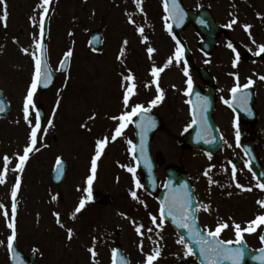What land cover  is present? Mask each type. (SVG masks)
<instances>
[{"label":"flooded vegetation","instance_id":"obj_1","mask_svg":"<svg viewBox=\"0 0 264 264\" xmlns=\"http://www.w3.org/2000/svg\"><path fill=\"white\" fill-rule=\"evenodd\" d=\"M5 1L8 20L10 4L8 0ZM197 8L208 11L219 27L212 54L207 56L199 52V68L207 70L204 79L196 72L194 63L183 54L184 46L190 47L189 39L184 34L187 27H183L179 42L170 30L164 33L166 45H162L159 62L155 49L154 60L149 61L144 73L133 70L128 73L124 68L119 97L114 103L111 102L102 108V118L106 119V124L101 122L96 131L93 127L96 125L95 118L100 105L92 104L88 97L90 109L87 129H78L81 134H87V153L83 166L68 171L65 161L61 183L54 185L49 174L44 183L39 185L45 192L37 194H19L21 187L15 189L16 179L10 178L9 198L5 208L0 206V264H147V257L153 255L156 250L159 255L154 258L152 264H190L188 257H179L177 254L174 257L171 254L173 241L186 251L187 246L184 242L180 243L181 239L160 219L157 199L142 187V178L135 168L133 122L138 117L143 118V132L150 137L149 148L153 161L158 156V189L165 183L167 166L175 165L183 171L182 165L167 163L162 153L159 150L154 151L153 148L159 134H163V137L172 136L168 122L174 120L173 115L183 116L184 129L178 132L176 139L189 127L191 88L188 80L191 79V71L198 91L202 95L208 94L207 91L212 94L215 102L214 118L224 134L227 131L226 121H234L240 125L241 129L237 131L240 137L247 141L251 134L257 133L259 136L260 131H264V80L260 79L264 76V52L256 55L260 46L264 45V0H198ZM233 20L236 23H232ZM246 25L251 27L246 30ZM203 38L204 34L198 36V42ZM229 44L232 45L231 48ZM177 48L181 49L179 60L176 59ZM169 60L172 61L171 64L168 63ZM153 68L163 71L154 77ZM128 76H131V80L127 83ZM250 79L253 84L244 88ZM237 84L240 85V91L234 95L231 89ZM158 87L160 91H157ZM51 92L52 90H49L46 94ZM126 93L129 95L127 105L124 103ZM161 93L162 99L153 105L151 102ZM231 99L240 111L252 108L257 116L253 124L241 122L237 118L233 109L227 105ZM136 105H141L143 110L132 116L128 122L119 119L123 115L131 114ZM164 113L170 115H163ZM167 116H170L169 120L166 119ZM44 122H48L46 117ZM155 122H159L161 129L151 133ZM121 123H124V128L121 134L116 136L115 130ZM44 130L47 131L48 128ZM104 130L107 132L105 134L108 147L112 146L123 157L121 161L114 158L112 162H104L105 157L101 153L93 176L91 162L97 154V141L105 138L97 139L94 144L89 142L93 140V134H100ZM129 168L134 169V172H130ZM69 174L71 180L66 183ZM89 177H92L91 184ZM189 180L197 203L198 224L204 231L215 232L218 226L226 224V220L217 211L203 208L198 194V182L204 180H194L190 177ZM14 189L18 193L15 198L16 214L13 218ZM132 192H136L135 199L131 195ZM81 201H84V207L77 213L76 208L80 206ZM10 223L14 224L16 232L11 251L7 247L8 237L12 235V229L8 227ZM69 230L72 233L71 239Z\"/></svg>","mask_w":264,"mask_h":264},{"label":"rangeland","instance_id":"obj_2","mask_svg":"<svg viewBox=\"0 0 264 264\" xmlns=\"http://www.w3.org/2000/svg\"><path fill=\"white\" fill-rule=\"evenodd\" d=\"M156 2L50 0L47 5L48 12L44 13L40 7L43 0H8L10 16L6 22L7 26L0 27V90L10 106V116L0 120V175H11L16 181L19 179V194L24 196L41 193L43 190L39 185L49 177L53 163L59 158L67 161L68 171L83 166L87 153V134H81L78 129H87L90 109L88 99L92 100V104L100 105L95 118L96 125L93 127L96 131L101 122L106 124V119L102 118V108L111 102L114 103L119 97L118 86L121 78L124 79V68L128 73L132 70L144 73L147 64L143 50L156 49L158 56L162 54L161 25L164 29V15ZM182 2L184 6L192 9L198 5V0ZM42 15L49 19L46 46L50 67L55 71L62 55L68 52L72 53L71 65L67 75L57 78L51 93L41 95L34 91L33 105L29 106L26 121L23 107L35 74L33 56L36 57L37 54ZM0 25H3L2 21ZM141 28L143 34L139 31ZM92 31H100L102 35V45L97 52H92L87 46ZM194 33V29L188 26L184 34L189 39L195 62L198 51ZM143 39L147 40L146 43H142ZM24 49H27V53ZM128 79L127 83L130 82L131 76H128ZM38 105L44 108L49 121L46 122V127L41 125L37 129L34 116ZM165 114L170 115H163ZM173 117L174 120L168 122L172 136L163 137V134H159L153 150H159L167 163L182 165L192 179L204 180L198 182L199 199L205 210L218 211L226 220L228 227L219 234L222 240L236 243L238 237L237 231L234 230L235 225L239 224V239H243L254 250L259 248L263 223L253 226L254 230L251 232L247 229L253 220L264 216V206L260 203L264 201V189L258 186V182L247 171L241 154L231 148L233 141L227 121L226 125L224 124L227 130L226 146L220 154L210 157L200 152L181 151L176 146L175 136L184 129L183 116L177 114ZM166 119L169 120L170 116ZM44 128H48L46 133ZM33 129L36 130V144L23 164V169L19 171V156L23 154L25 147L30 145ZM105 133L106 130L93 134V140L89 143L94 144L97 139L106 138ZM262 134L258 155L264 167V131ZM52 136L57 140L48 147L46 141ZM101 153L105 157L104 162H112L114 158L121 161L123 157L115 148L108 147V144ZM4 157H8L7 165L4 163ZM70 180L69 174L65 182ZM9 184H0V206L4 208L9 197ZM237 184L243 187H237ZM171 254L174 257L176 254L179 257H188L190 264H193L188 251L175 241L171 245Z\"/></svg>","mask_w":264,"mask_h":264},{"label":"water","instance_id":"obj_3","mask_svg":"<svg viewBox=\"0 0 264 264\" xmlns=\"http://www.w3.org/2000/svg\"><path fill=\"white\" fill-rule=\"evenodd\" d=\"M167 13L172 22L173 31L177 33L179 29V27L177 26V20L180 18L179 13L176 8L174 10L171 6H168ZM186 17L196 27V30L198 32H201V27H199L200 24L198 20L200 17H202L201 13H199L198 15L189 13L186 14ZM211 25L212 21L207 19L204 26L210 27ZM46 29L47 24L45 22L44 34L43 37H41L40 42L42 48H40L39 50V58L42 60V71L39 83L37 85L38 89L42 92L47 90L53 84L55 79L54 75L49 70L46 59L45 47L43 42L46 34ZM100 45V33L97 31L91 33L89 46L93 50H97ZM68 66L69 57L66 56L61 62L58 72H66L68 70ZM212 110V102H203L195 94L192 95L191 113L193 122L190 132L186 134L179 143L182 148L202 149L208 153H215L221 149L222 143L219 136L217 135L214 123L212 121ZM37 114H39V120L41 121L43 118L42 110L38 109L36 115ZM8 115L9 108L5 100L0 95V118H6ZM53 141L54 139H51L48 143L50 144ZM241 148L248 158L249 168L253 176L257 178L262 184H264V172L256 159L253 147L244 144L241 145ZM150 161L151 160L149 157L147 142L146 139L142 137V150L137 153V162L143 177V186L149 193H153L154 195L156 194L160 203L161 217L168 221L172 228L178 233V235L185 240L198 264H213V262L214 264H264V232L261 238L262 249L257 252L250 251L246 246H244L242 242H240V246L234 247L227 243L224 244V248L229 250V254L227 256L218 255L211 251H209L206 255L202 254V245L199 243V241L201 239L205 241H212L213 237H210L209 235L204 233L196 232L194 230V228L196 227L195 214H192V212H190V215H188L187 213H184L182 215V213L180 214L179 210H177V203L179 200H184V202L186 203V209L188 208L187 201H189V204H193L191 188L188 190V192L186 189L180 193H176V191H173V186L180 184L179 179L186 180V176L178 173L175 169H168L167 173L169 181L166 183L164 189L161 192L156 193L153 190V183L155 181L156 175ZM54 173H56L54 177L57 175L56 179L59 180L62 177L63 165L57 164ZM185 185L189 186L188 182H186ZM169 208L172 209L171 212H169ZM162 209L163 212L161 211ZM237 252L242 253V255H237Z\"/></svg>","mask_w":264,"mask_h":264},{"label":"snow or ice","instance_id":"obj_4","mask_svg":"<svg viewBox=\"0 0 264 264\" xmlns=\"http://www.w3.org/2000/svg\"><path fill=\"white\" fill-rule=\"evenodd\" d=\"M0 2L4 3V13L2 16H0V21H3L4 22V26L6 27L7 26V9H6V2H4V0H0ZM50 0H43V3L41 4V8L43 9V12L44 13H47L48 12V7L47 5L49 4ZM166 10H167V5H166ZM232 23H236L235 20L232 21ZM170 27V26H169ZM229 27H231V25H229ZM251 26L249 25H246L245 26V29L247 30L248 28H250ZM139 31L141 32V34H143V28L139 29ZM43 34H44V17L43 15L41 16V19H40V35L41 37H43ZM125 43H127L125 41ZM37 47L38 48H42V45L40 43L37 44ZM229 47L231 48L232 45L229 44ZM23 51H25V53H27V49H24ZM149 53H151L153 51V49L149 48L148 49ZM233 51H235V49H233ZM262 52H264V45H261L260 46V51H258L256 53V55H260ZM71 52H68L66 55L67 56H71ZM181 57V49L180 48H177L176 50V59L179 60ZM33 58L35 59V74L33 76V80H32V84H31V87L27 93V96H26V99H25V103H24V107H23V111H24V119L27 121L28 120V115H29V106L30 105H33V94H34V91L36 90L37 88V85L39 83V79H40V76H41V71H42V60L40 58H36L35 55L33 56ZM239 60V56L237 55V62ZM169 64L172 63L171 60L168 61ZM236 65V62H234V66ZM63 66V65H61ZM163 71V69H160V68H153L152 70V75L154 77L158 76V74ZM187 69H185V75H187ZM261 80H264V76H261L260 77ZM253 84V81L250 79L248 81V84H245L244 85V88H247L249 87L250 85ZM188 85H189V88H191L192 86V81L191 79L188 80ZM157 91H160L159 87L157 88ZM232 93L235 95L238 91H240V85L237 84L235 87H233L231 89ZM162 93L160 96H157L156 100H153L151 103L153 105H155L157 103L158 100L162 99ZM129 102V95L126 93L125 96H124V103L125 105H127ZM143 108L141 105H136L135 108H133L131 114L129 115H123L121 117H119V119L123 122H128L131 120L132 116H135L139 111H142ZM31 123V122H29ZM35 128H39V114H37V123H36V126ZM124 128V123H121L119 127L116 128L115 130V134L116 136H119L122 132V129ZM115 138V137H114ZM237 138H239V133H237ZM30 140H31V143L29 146L25 147L24 151H23V154L19 156V165L17 166L19 169L22 170V167H23V164L27 161L28 159V156H29V153L33 151V148L35 147V144H36V130L33 129V131L31 132V137H30ZM130 143V142H129ZM107 144V138H105L104 140H100V141H97V154H96V157L93 158L92 160V168H91V171L93 173V176L95 175V172H96V167H97V160L99 159L100 157V154H101V151L103 150L104 146ZM8 157H4V163L5 165L8 164ZM130 172H134V169L132 168H129L128 169ZM5 173L7 172V167H5ZM207 174V173H205ZM233 177H235V169L233 170ZM91 180H92V177H89V183L91 184ZM5 182V176L4 175H0V184L4 183ZM19 179H17L16 181V185H15V189H18L19 188ZM261 189H264V184H260L258 185ZM237 187H243L242 185H239L237 184ZM13 190L12 192V198H13V201H15V198H16V195H17V192L16 190ZM132 197L135 199L136 198V192H132L131 193ZM262 206H264V201H261L260 202ZM84 207V201H81L80 203V206L78 208H76V212H80L81 209ZM163 212V209L161 210ZM172 209L169 208V212H171ZM181 212H183V209H180ZM5 216H7V212L4 213ZM15 214H16V205L15 203L12 204V216L13 218L15 217ZM58 215V214H57ZM153 220L155 221V217H153ZM59 222V220H58ZM259 223H264V216H260V217H257L256 220H253L249 226H248V229L247 231L251 232L254 230V227L255 225L259 224ZM182 226H185V225H182ZM9 228L12 229V235H10L8 237V243H7V247L8 249L11 251L12 248H13V242L15 240V236H16V232H15V227H14V224H9L8 225ZM228 227L227 224H221L220 226H218L215 230V232H212V231H209L208 235L210 237H213V240L212 241H205L203 239H201L199 241V243L202 245L201 247V253L202 254H207L209 251L211 252H214L218 255H224V256H227L229 254V250L228 249H225L224 248V244L225 242L224 241H220L218 239H216V237L219 236V233L221 232V230L223 228H226ZM235 228H236V231H237V241L236 243H239L240 240H239V237L241 235V232H240V225L237 224L235 225ZM140 229L138 228L137 231H139ZM71 230H69V239H71ZM180 243H183V241L181 240ZM226 243L228 244H231L233 243L232 241H227ZM188 254H191V249H188ZM115 255V254H114ZM159 255V251L156 250L155 253L153 255H149L147 257V264H152V261L154 260V258H156L157 256ZM237 255H242V253L240 252H237ZM93 256H95V252L93 251ZM214 264V262H213Z\"/></svg>","mask_w":264,"mask_h":264}]
</instances>
